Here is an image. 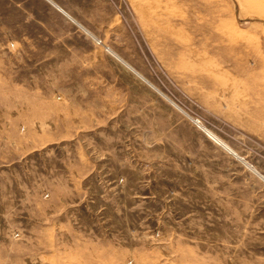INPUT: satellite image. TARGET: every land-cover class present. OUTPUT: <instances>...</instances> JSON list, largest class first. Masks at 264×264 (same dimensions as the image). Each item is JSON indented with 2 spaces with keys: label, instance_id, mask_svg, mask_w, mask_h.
<instances>
[{
  "label": "rangeland",
  "instance_id": "rangeland-1",
  "mask_svg": "<svg viewBox=\"0 0 264 264\" xmlns=\"http://www.w3.org/2000/svg\"><path fill=\"white\" fill-rule=\"evenodd\" d=\"M0 264H264V0H0Z\"/></svg>",
  "mask_w": 264,
  "mask_h": 264
}]
</instances>
